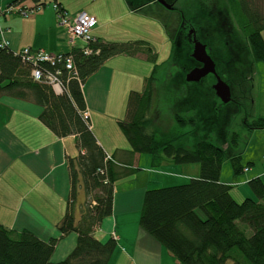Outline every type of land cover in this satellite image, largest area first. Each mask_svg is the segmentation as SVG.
I'll return each instance as SVG.
<instances>
[{
  "label": "trees",
  "instance_id": "obj_1",
  "mask_svg": "<svg viewBox=\"0 0 264 264\" xmlns=\"http://www.w3.org/2000/svg\"><path fill=\"white\" fill-rule=\"evenodd\" d=\"M25 1L28 0L12 4L23 7ZM32 1L31 14L48 4L56 6V16L66 11L58 0ZM127 3L133 11H141L155 1L127 0ZM258 3V0H227L226 9H222L242 34L239 36L231 26L232 33L223 39L224 45L231 50L228 61L220 63V59L211 54L217 62L218 73L232 90V101L227 104L216 96L213 76L206 91L201 81H186L187 73L199 63L192 58L193 43L180 24L173 38L171 81L181 86L182 96L184 93L189 96L186 100L191 99V107L186 114L175 113L172 123L162 122L156 115L155 91L161 66L146 41L97 40L90 44L94 53L88 56L81 46L73 47L63 55L73 58L78 77L70 75L63 65L42 63L51 73L60 72L64 85L62 94H57L45 79L36 81L33 78V65L22 60L21 52L0 48V98L7 96L37 105L42 109L39 120L59 138L74 136L80 150L78 156L68 159L71 193L68 210L58 225L60 236L44 241L29 231H16L0 224V264L110 263L117 241L111 238L103 242L96 232L113 215L115 184L126 175L99 144L91 120L83 118L88 109L82 87L109 59L121 55L136 57L141 53L148 54L147 60L155 63L154 69L146 78L143 91L130 93L127 116L119 127L133 153L150 155L155 166L198 164L200 175L184 184L146 191L140 227L180 264H264L263 180H250L248 187L254 197L242 201L233 196L232 185L221 182L226 160L235 176L244 173L247 168L242 164L244 149L254 131L264 130V116L251 114L247 105L254 89V65L264 63V4ZM223 13H218V20L217 15L214 16L216 22L209 20L207 27L191 26L198 31V39L208 46L214 43L209 40L213 39V33H222L229 25ZM231 37L237 39L236 51L232 50ZM240 115L243 117L235 130L234 120ZM203 122L209 130L220 132L223 146L206 138L197 140L193 147L188 146L189 138L198 136ZM81 193L86 198L83 204L79 203ZM72 233L77 235L76 247L63 261L54 263L52 258L60 240Z\"/></svg>",
  "mask_w": 264,
  "mask_h": 264
},
{
  "label": "crops",
  "instance_id": "obj_2",
  "mask_svg": "<svg viewBox=\"0 0 264 264\" xmlns=\"http://www.w3.org/2000/svg\"><path fill=\"white\" fill-rule=\"evenodd\" d=\"M16 1L18 0H0V6ZM58 1L72 19L83 12L95 17L97 27L93 30V36L99 41L109 42L100 28L116 20L109 18V12L104 17L98 7L88 10L87 0ZM125 2L130 8L127 0ZM73 4L82 7L72 11L69 7ZM32 6V0L23 3V7ZM129 10L133 11L131 8ZM41 11L30 17L16 18V15H12L1 19L0 41H7L9 49L14 53L26 48L50 54L70 52L71 46L63 35V27L56 12ZM77 45L83 46L81 42ZM137 57L121 55L109 59L82 87L92 130L113 162L119 167L133 168L142 173L147 169L150 173L142 183L138 176L136 182L130 181L125 187L115 186L113 215L103 222L96 235L102 241L111 239L113 234L116 236L118 246L109 264H180L140 227L143 197L146 191L162 187L167 181L198 178L199 169L193 165L166 163L155 168L162 167L166 173L159 174L150 170L155 167L152 157L133 153L127 139L122 135L118 137L119 140L112 137L107 126L118 124L119 127V123L125 120L127 111L124 112L123 105L128 97L127 93L140 92L139 89L131 88L133 80L141 79L145 88L146 74L134 76L133 67L136 63L132 62L139 60ZM41 111L40 107L31 102L7 96L0 98V224L16 231H29L40 239L49 241L60 236L58 225L68 210L71 193L68 159L78 156L80 150L74 136L59 138L47 128L39 120ZM259 132L263 134L264 130ZM251 165L255 166V163L251 162ZM260 166L245 168L243 178L229 183L237 187L232 190L235 199L242 201L254 197L248 183L255 178H261L264 182V163H260ZM221 182L228 184L222 177ZM85 200L84 193H81L79 203L83 204ZM76 216L79 219L80 210ZM76 244L77 235L74 233L60 240L52 261H63Z\"/></svg>",
  "mask_w": 264,
  "mask_h": 264
},
{
  "label": "rangeland",
  "instance_id": "obj_3",
  "mask_svg": "<svg viewBox=\"0 0 264 264\" xmlns=\"http://www.w3.org/2000/svg\"><path fill=\"white\" fill-rule=\"evenodd\" d=\"M76 1L77 0H70V2H76ZM125 1L126 0H96V1L87 0V3L86 2L85 3L87 4L88 10L94 7H98L100 13L104 17H106L107 12H109L110 13L109 18L111 17L116 18L114 22L105 26H100L101 30L106 34L107 41L113 43H129V42L143 40L150 44L153 52L157 55V64L161 66V69L157 73L158 83L156 84L157 89L155 91L156 93H155L154 102L156 107V115L157 118L162 122L168 121L172 123V121H175L174 119L175 113L186 114L189 108L191 107V102H190L191 99L189 98V100H186L188 99L189 96L185 93L182 96V88H180L181 86L171 81L173 80L174 68L170 58L172 56V51L174 47L173 38H175L176 31H178L180 24L183 27L194 26V25L197 27H207L210 23L209 20H211L212 22H216L214 16L217 15L216 19L218 20V15H219L218 13L220 11L222 13L224 12L223 14L226 13L222 9H226L225 5L227 3V0H207L206 2L201 0H179L178 3L176 4L177 11H174L172 9H167L163 6L153 3L151 4V6L144 8L139 12L138 11L130 12L129 10L130 8H128ZM258 2L259 5H262V3L264 4V0H258ZM47 6L49 7L42 10L41 12L49 11V13H53L55 11L54 8H51L53 7L52 4H48ZM81 7L82 5L79 7V5L73 4L69 8L72 11H77ZM15 17L17 18L21 16L16 14ZM226 18L229 24L226 26V29L224 28V31H222V33L214 32L212 36L213 39L209 38V40H213L214 43L211 45L213 50H210V47H208V52L209 54L213 52L214 55L220 59V63L226 62L229 60V58H231L229 55V52L231 50L227 48L228 45H224L225 41L223 40L227 34L230 35L232 33L230 27L231 26L232 28L234 27L235 31L239 34V36L242 35L238 29L237 24L232 21L231 17L229 15L228 16L226 15ZM65 31L66 30L63 28V32H64L63 35L65 36L66 41L69 42L67 32ZM92 38L95 40L94 41L95 43L98 42L97 41L98 39H96L93 36V34H92ZM231 40H232L231 42L232 50L236 51L234 47L238 45L237 39L231 37ZM78 42H81L84 45L83 41L78 40ZM69 44L72 50L73 45L71 43ZM139 55L137 57L139 60H135L136 62L134 61L132 62L133 64L136 63L133 67V71L135 72L134 76L137 75L142 76L146 74V76L149 77L152 74L155 63L147 60L148 54L141 53ZM247 58L251 60L250 55H247ZM122 66L125 67V64L122 63ZM254 68H255V73L253 78L254 89L253 90L251 89L252 100L247 101V105H248V110L249 112H251V114L263 115L264 114V63H257L256 65H254ZM125 69L128 70L127 67ZM219 71L222 74L223 72L222 66L221 68H219ZM133 81L134 82L130 85L131 88H133V90L139 89L138 91L142 92L144 89L143 88L144 82L141 79L136 81V78ZM211 82H213L211 76L204 78L201 81V83L203 84L202 88L206 91L207 87L210 86ZM213 85L214 83L212 84V87ZM187 88H185V90ZM130 92L127 93L128 97H126V101L123 105L125 113L127 111L128 98ZM170 92L171 93L173 92L174 95L173 96L170 95ZM178 93L179 95H177ZM176 96H178V98ZM182 97L184 98L182 99ZM219 104H221V102H219ZM243 115L236 117V119L234 120V124H236L235 130H238L237 126L239 124V121L242 119ZM110 125L111 124L107 126L109 127L110 135L112 137H115L117 140H119L118 137L122 135V137L125 139V136L118 127V124L117 126H115V124H112L111 126ZM206 127L207 125L205 124V122H203V124L200 125L198 136L194 138L193 137L189 138L188 146L193 147L194 144L197 142V140L205 139V138L217 145L222 144L220 143L222 142L220 139L221 137L220 132L216 130H209V128ZM259 133H260L259 131L257 132L254 131L253 135H251L248 141V145L244 149V153L242 157V164L244 167H251V168L261 167L260 163H264V133L263 134H259ZM223 145L224 144H222L221 146ZM224 147H227V145H225ZM251 162H254L255 166H252ZM193 166L196 167V169H199L200 171V167L198 164H195ZM153 168L154 169H150V170L157 171L159 174L166 173V170H164L162 167H158V169H155L156 168L155 166ZM119 170L125 173L124 175L126 176L119 178L115 186L121 185L122 187H125L127 183L130 181L136 182L135 179L138 176L141 177V180H139V182L141 181L142 183L147 180V174H150L147 169L144 170L145 172L143 173L140 171L139 172L135 171L133 170V168L126 169L125 167H120ZM245 174L246 173H243L239 176H235L233 174V168L230 162L228 160L224 162L222 174H221V177L224 182L228 184L234 181L238 182L240 178H243L245 176ZM186 182H188V180L167 181L164 185H162V187H158V188L175 186L179 184H184ZM115 237L116 236H114L113 234L112 238L116 240Z\"/></svg>",
  "mask_w": 264,
  "mask_h": 264
},
{
  "label": "built area",
  "instance_id": "obj_4",
  "mask_svg": "<svg viewBox=\"0 0 264 264\" xmlns=\"http://www.w3.org/2000/svg\"><path fill=\"white\" fill-rule=\"evenodd\" d=\"M16 4L7 6H0V20L9 18L14 14H21L23 17H29L32 10L29 7H17ZM56 9V6H54ZM32 15V14H31ZM60 25L66 30L69 43L73 47H77L78 40L84 42L81 46L84 55H92L93 49L90 47L91 42L95 40L92 38L93 30L97 27V19L88 13H80L75 18H70L68 13L63 10L57 16ZM4 32H1L3 34ZM93 40V41H90ZM9 43L5 40L0 41V48L8 47ZM22 60L33 65L32 76L36 81L46 80L54 89L57 94H62L64 90L63 82L60 78V72L51 73L42 67V63H50L52 66L63 65L64 69L73 75L78 77V72L75 68V64L72 57L65 56L63 54H50L43 50H32L26 48L21 51ZM83 118L90 120V114L87 110L83 113ZM92 128V126H91ZM110 159V158H108Z\"/></svg>",
  "mask_w": 264,
  "mask_h": 264
},
{
  "label": "water",
  "instance_id": "obj_5",
  "mask_svg": "<svg viewBox=\"0 0 264 264\" xmlns=\"http://www.w3.org/2000/svg\"><path fill=\"white\" fill-rule=\"evenodd\" d=\"M160 5L167 9H173L167 0H157ZM177 1V0H176ZM195 31L190 30L189 35L192 37L194 48L192 52V58L200 63L201 67H195L190 70L186 75V81L188 83H199L208 75L213 74L216 76V83L213 85V89L216 96L224 103L227 104L232 101V90L228 83H226L217 73L216 62L208 54L207 46L202 42L198 41L195 36Z\"/></svg>",
  "mask_w": 264,
  "mask_h": 264
},
{
  "label": "flooded vegetation",
  "instance_id": "obj_6",
  "mask_svg": "<svg viewBox=\"0 0 264 264\" xmlns=\"http://www.w3.org/2000/svg\"><path fill=\"white\" fill-rule=\"evenodd\" d=\"M154 1H155V3H158L157 0H154ZM178 1H179V0H177V1H176V0H167V2H168L170 5L173 6V9H172V10L177 9L176 4L178 3ZM158 4H159V3H158ZM159 5H160V4H159ZM160 6H162V5H160ZM184 28H185V30L187 31L188 37L190 38V41H191L192 43H193V41H192V37H194V36H192V35L190 36V35H189V31H190V30H194V31H195V32H194V33H195V36H196L197 40L200 41V40L198 39V33H197L198 31L196 32V30L193 29L191 26H186V27H184ZM223 30H224V29H223ZM200 42H202V41H200ZM202 43H203V42H202ZM203 44H205V43H203ZM205 45L207 46V51H208V47H210V50H213V48H212L211 46H208L207 44H205ZM193 46H194V43H193ZM212 53H213V52H212ZM212 53L209 54V52H208V54H209V55L212 57V59L214 60V57H213L214 55H213V56L211 55ZM213 54H214V53H213ZM230 57H231V56H230ZM214 61H215V60H214ZM215 62H216V61H215ZM201 66H202V65L199 63V66H197V67H201ZM216 69H217V73H218L217 62H216ZM218 75L221 77V75H220L219 73H218ZM208 76H209V77H210V76H213V77L216 79V76L213 75V74H210V75H208ZM208 76H207V77H208ZM216 81H217V79H216ZM215 83H216V82H215ZM215 83H214V84H215ZM226 83H227V82H226Z\"/></svg>",
  "mask_w": 264,
  "mask_h": 264
}]
</instances>
